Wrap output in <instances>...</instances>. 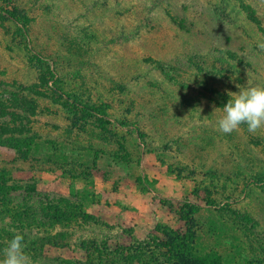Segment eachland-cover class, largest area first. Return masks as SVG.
Returning a JSON list of instances; mask_svg holds the SVG:
<instances>
[{
	"label": "rangeland",
	"instance_id": "rangeland-1",
	"mask_svg": "<svg viewBox=\"0 0 264 264\" xmlns=\"http://www.w3.org/2000/svg\"><path fill=\"white\" fill-rule=\"evenodd\" d=\"M261 44L264 0H0V231L32 264H84L80 238L163 257L174 229L264 264V131H217L229 91L264 86Z\"/></svg>",
	"mask_w": 264,
	"mask_h": 264
},
{
	"label": "trees",
	"instance_id": "trees-1",
	"mask_svg": "<svg viewBox=\"0 0 264 264\" xmlns=\"http://www.w3.org/2000/svg\"><path fill=\"white\" fill-rule=\"evenodd\" d=\"M38 63L39 62H37V64ZM41 69L42 68L39 69L40 79L42 81V84H47L49 80L47 78V75L43 74L45 72ZM29 89L32 91L33 94L37 96H46L45 94L34 92L32 90V87H30ZM23 96H26V95H23ZM18 99H17V104L20 105L22 100H18ZM31 102H34L32 104V107L37 106L35 105L36 101L32 100ZM37 108L38 107H36V109ZM24 109H26V107H23V110L21 111L23 113L22 119L26 118ZM20 114L21 113H17V116H19ZM19 131L20 132L18 133H24V132H21V130ZM11 132H10V129L0 128V136L7 134V133H11ZM12 140H16V139L14 138L10 139V141ZM0 175H1L0 179L5 178L4 176L6 175V171H2ZM0 186L2 187V185ZM7 189L8 187L6 186L4 188L2 187L0 189V195L3 193L5 194ZM186 206L189 207V205H186ZM193 210H196V209L194 208ZM77 217L78 216H75V219H77ZM81 219H82L80 220L81 222L82 221L86 222V226H89L92 224H98V222H96L95 220H91L94 218H92L90 215H87L86 213H81ZM32 234H33V237H31V239H33L34 242H37V238H39L40 235H36L38 234L36 233V231H32ZM49 238L50 237H48V239ZM132 239H133L132 237L131 238L128 237L127 240L131 241ZM9 240L10 238L6 235V233L3 231H0V253L1 254H2V249L7 245V242ZM27 240H30V239L27 237ZM79 240H80L79 248L82 250L81 253H83L82 259L84 260L82 262H84V264H130L129 263L130 260H133L135 258L134 256L137 254H139L138 262L139 263L144 262V264H153V262H155L154 264H216L215 262H212V261L209 262V260H207L204 257H201V256L197 257L193 254V251L188 245V241H189L188 230H187V233L186 231L184 232L181 229H174L171 231L164 230L163 236L156 238V241L158 242V243L156 242V245H158L159 247L158 246L157 247L162 250L163 257L158 256L157 253L153 254L154 250H151V252L148 254V252L150 251V247L153 245L146 244L142 247H135L134 245H136V242L130 243L127 240H125V242H121L116 246H111L109 243V240L107 239H105L106 241L105 240L99 241V239L97 238H85V239L80 238ZM134 241H136V239ZM47 245L55 247V248H66L69 246L68 244L59 245L56 243V241H53L51 239H49V243H47ZM139 245H143V244L139 241ZM30 250L33 255H35L34 254L35 252H41L42 253L41 256H43L46 253L47 246L45 245L36 246L34 244H31ZM43 257H47V255Z\"/></svg>",
	"mask_w": 264,
	"mask_h": 264
},
{
	"label": "clouds",
	"instance_id": "clouds-1",
	"mask_svg": "<svg viewBox=\"0 0 264 264\" xmlns=\"http://www.w3.org/2000/svg\"><path fill=\"white\" fill-rule=\"evenodd\" d=\"M264 50V44L259 45ZM239 92H228L230 99L222 107L223 115L217 121V131L231 134L241 125H246L249 133L264 131V86L251 85L241 87ZM215 109L214 113L219 110ZM25 238L17 232L2 249L0 264H32L25 252Z\"/></svg>",
	"mask_w": 264,
	"mask_h": 264
}]
</instances>
